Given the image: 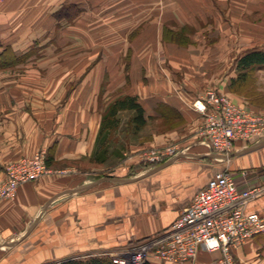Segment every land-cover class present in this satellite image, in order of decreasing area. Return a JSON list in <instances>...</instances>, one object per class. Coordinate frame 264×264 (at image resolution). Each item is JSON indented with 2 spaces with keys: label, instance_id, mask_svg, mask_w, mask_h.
<instances>
[{
  "label": "crops",
  "instance_id": "obj_1",
  "mask_svg": "<svg viewBox=\"0 0 264 264\" xmlns=\"http://www.w3.org/2000/svg\"><path fill=\"white\" fill-rule=\"evenodd\" d=\"M5 49L27 59L0 70V182L11 162L41 150L51 173L0 205V264H60L142 243L170 229L224 170L242 188H264V137L237 143L226 158L197 136L204 117L194 109L210 90L248 101L230 87L238 60L264 51V0H5ZM255 74L264 97V67ZM128 96L148 123L122 132L135 113L121 112L110 147L118 156L107 162L119 166L95 175L91 166L107 164L91 162L103 115ZM159 122L167 129L150 144L180 140V153L137 171L136 159L121 164ZM248 212L264 215V195ZM217 257L202 250L193 264ZM233 257L264 264V234Z\"/></svg>",
  "mask_w": 264,
  "mask_h": 264
},
{
  "label": "built area",
  "instance_id": "obj_2",
  "mask_svg": "<svg viewBox=\"0 0 264 264\" xmlns=\"http://www.w3.org/2000/svg\"><path fill=\"white\" fill-rule=\"evenodd\" d=\"M4 2L0 0V5ZM194 109L204 117L199 137L215 153L226 158L231 156L237 143L264 137V116L240 108L217 91H208L195 103ZM180 151L179 146L154 149L138 155L136 161L149 166L160 165ZM46 159L44 150L31 157L28 176L23 181L22 176L17 177L14 171L7 169L2 186L31 182L47 175ZM263 195V187L242 188L233 173L224 170L196 194L170 229L132 249L111 253L109 257L114 264H145L151 259L170 264H193L203 250L218 254L209 264H237L233 252L264 234V215L248 212L249 205Z\"/></svg>",
  "mask_w": 264,
  "mask_h": 264
},
{
  "label": "trees",
  "instance_id": "obj_3",
  "mask_svg": "<svg viewBox=\"0 0 264 264\" xmlns=\"http://www.w3.org/2000/svg\"><path fill=\"white\" fill-rule=\"evenodd\" d=\"M27 56L17 57L11 51L4 50L0 54V70L12 68L14 65L26 61ZM264 67V51L252 50L242 56L236 65L237 78L232 82V91L243 96L249 102L260 101L257 99L261 93L257 89L256 69ZM263 97V95H261ZM261 99H264L261 98ZM123 111H133L134 117L123 127L122 132L129 134L132 130L134 134L140 133L147 125L145 111L136 97H124L112 103L103 115L102 126L98 137L96 150L91 157V162L95 164L107 163L113 154L110 147L112 145V134L120 130L122 119L120 113ZM133 128V129H131ZM118 156V155H117ZM123 158V155L121 159ZM47 167L49 161L46 159ZM145 165L142 167H146ZM60 264H114L109 256L88 257L86 259H71Z\"/></svg>",
  "mask_w": 264,
  "mask_h": 264
},
{
  "label": "rangeland",
  "instance_id": "obj_4",
  "mask_svg": "<svg viewBox=\"0 0 264 264\" xmlns=\"http://www.w3.org/2000/svg\"><path fill=\"white\" fill-rule=\"evenodd\" d=\"M232 91V87H230V92ZM233 92V91H232ZM233 94V93H232ZM240 96V95H239ZM237 95V97H239ZM228 98L235 103L236 105H238L240 108L249 111V112H253L256 115H260V116H264V100L261 101H254V102H249V101H240V100H235L233 96H228ZM174 121V120H173ZM150 128L149 130H147V132H145L144 137L141 139V141L139 143H137L138 149L136 150V152H133V154H131V152H129L130 154H126L124 161H121V164H124L126 161L130 160V157H132L133 159L138 158L140 154L142 153H146L150 150H154V149H161L164 147H169V146H179L181 147L184 143L183 141L177 140L174 141L170 144H165V145H151L150 142L153 139V133H160L161 131H166V127L165 125L162 124V122H159V124L156 125V123H152L150 124ZM153 132V133H152ZM155 135V134H154ZM198 136V133H197ZM33 157V156H32ZM31 159V157H27V158H22L19 159L17 161L11 162L7 168V169H11V171H14V175H16L17 177L22 176V180H25L28 176V172L29 169L27 168V165L29 162V160ZM115 163H117L116 161H110L109 163L105 164L103 167H99V166H91V169H95L94 173L95 175L98 176H104L107 175L109 173H111L115 168H117L119 165L115 166ZM47 165V164H46ZM145 166V164H137L136 166H134L133 168L135 169V171L138 170L139 167ZM87 167V166H86ZM35 170H39L38 166H34ZM46 172L47 175L43 176V177H39L37 180L35 181H31V182H20L18 185H7L5 183L4 186H2L3 181L0 182V205L4 202H10V201H14L18 195L19 190L26 186V185H30L32 183L38 182L42 179H44L45 177H47L50 173L51 170L46 167ZM90 169V170H91ZM89 170V169H88ZM12 173V172H11ZM32 175V174H31ZM141 243H136L132 246H130L127 249H132L136 246H139ZM150 261V260H149ZM149 261H147L145 264H148Z\"/></svg>",
  "mask_w": 264,
  "mask_h": 264
}]
</instances>
